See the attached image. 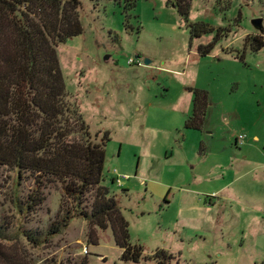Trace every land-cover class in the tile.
Segmentation results:
<instances>
[{
  "label": "rangeland",
  "instance_id": "374dc122",
  "mask_svg": "<svg viewBox=\"0 0 264 264\" xmlns=\"http://www.w3.org/2000/svg\"><path fill=\"white\" fill-rule=\"evenodd\" d=\"M78 1L82 34L56 51L67 100L93 141L109 133L101 184L128 222L130 243L143 256L171 253V264H264V46L251 50L252 38L264 42V0H190L189 22L229 30L206 56L198 46L214 35L191 40L168 0L132 8ZM190 89L207 92L200 129L185 127ZM118 177H126L120 186ZM33 185L0 167V264L122 263L111 229L83 218L47 236L75 205L53 183L36 211L19 210ZM94 194L79 209L90 210Z\"/></svg>",
  "mask_w": 264,
  "mask_h": 264
},
{
  "label": "trees",
  "instance_id": "16d2710c",
  "mask_svg": "<svg viewBox=\"0 0 264 264\" xmlns=\"http://www.w3.org/2000/svg\"><path fill=\"white\" fill-rule=\"evenodd\" d=\"M125 2L129 8L136 4V0ZM167 6L177 9L187 22L191 40L214 35L198 46L200 56L209 55L229 32L205 22H189L190 0H168ZM78 7V0H0V167L16 170L18 181L34 180L26 202L18 203L19 210L36 211L45 200L43 189L53 183H59L63 198L75 205L49 226L47 236L61 234L73 218L80 217L91 226L111 229L122 250L121 264H171V253L156 250L143 256L142 248L130 243L128 222L101 184L109 133L94 142L78 106L67 100L56 46L82 34ZM251 40L254 52L264 46L257 38ZM189 91L193 110L185 127L200 129L207 92ZM91 191L95 194L90 210L79 209ZM24 236L34 245L42 243L30 232Z\"/></svg>",
  "mask_w": 264,
  "mask_h": 264
},
{
  "label": "built area",
  "instance_id": "2783aa9c",
  "mask_svg": "<svg viewBox=\"0 0 264 264\" xmlns=\"http://www.w3.org/2000/svg\"><path fill=\"white\" fill-rule=\"evenodd\" d=\"M130 63H132L133 62V60L131 59L130 61H129ZM245 136L244 135H239L238 137H237V139H236V144L237 145H241L243 142H244V140H245ZM124 178H126V177H118L117 178V184H118V186H120V182H121V179H124Z\"/></svg>",
  "mask_w": 264,
  "mask_h": 264
},
{
  "label": "water",
  "instance_id": "95a60500",
  "mask_svg": "<svg viewBox=\"0 0 264 264\" xmlns=\"http://www.w3.org/2000/svg\"><path fill=\"white\" fill-rule=\"evenodd\" d=\"M253 26L255 29L259 30L260 32H263V26H262V19L256 18L252 21Z\"/></svg>",
  "mask_w": 264,
  "mask_h": 264
}]
</instances>
